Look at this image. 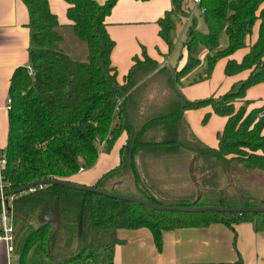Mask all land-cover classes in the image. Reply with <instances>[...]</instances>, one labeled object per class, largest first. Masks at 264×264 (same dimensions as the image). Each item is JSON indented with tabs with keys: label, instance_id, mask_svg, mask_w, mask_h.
Returning <instances> with one entry per match:
<instances>
[{
	"label": "trees",
	"instance_id": "16d2710c",
	"mask_svg": "<svg viewBox=\"0 0 264 264\" xmlns=\"http://www.w3.org/2000/svg\"><path fill=\"white\" fill-rule=\"evenodd\" d=\"M22 1L29 15V68L33 74L21 66L10 82L12 104L3 171L6 190L47 178L70 181L69 177L80 168L92 167L100 150L110 151L125 133L119 165L92 186L161 205L264 206V196L256 186L243 182L235 185L231 181L236 166L264 174V116H259L262 108L248 110L249 101L237 109L234 105L236 99L245 97L249 87L264 82V0H200L198 9L206 30L198 29L194 23L189 26L183 66L176 70L159 65L143 49L142 58L133 57L122 84L111 63L115 42L105 23L117 0L103 4L95 0H65L69 4L66 14L72 22L71 32L86 46V54L83 50L84 58L80 60L72 57L77 54L70 51V46L67 51L60 49L64 37L48 1ZM183 2L173 0L176 12H181ZM157 23L158 34L171 51L174 22L170 13ZM255 26L257 37L249 51L239 62L228 59L224 67L227 76L249 71L244 79L217 97L190 101L182 96L179 86L183 77L203 62L204 68L190 83L208 79L219 59L246 46ZM222 34L227 38L224 48L220 47ZM162 74L166 75V89L176 97L149 112L142 106L146 95H140V91ZM204 106H211L213 113L226 117L222 131L217 133L216 148L202 144L183 126L184 111ZM114 117L117 121L112 124ZM208 117L206 114L202 122L206 123ZM157 125L161 127L160 140L146 139L147 132ZM147 146H176L190 151L194 155L190 168L202 188L201 196L196 200L197 186L190 174L188 183L180 186V170L159 166L167 163V158H175L176 152L146 153ZM208 160L210 164L205 166ZM200 162L203 165L198 167ZM197 169L203 176L195 175ZM114 178L123 184L108 182ZM223 178L228 179L224 187ZM165 187L183 189L180 194L169 196L163 191ZM253 189L258 196L251 193ZM8 198L17 264H113L115 245L120 243L116 231L120 228H148L159 248L162 232L176 228H204L214 223L232 227L239 221H248L256 232H264V212L160 211L60 185H44L16 194L10 203ZM235 199L238 205L232 203ZM54 204L58 219H41L44 207L52 209Z\"/></svg>",
	"mask_w": 264,
	"mask_h": 264
},
{
	"label": "crops",
	"instance_id": "0c3cea01",
	"mask_svg": "<svg viewBox=\"0 0 264 264\" xmlns=\"http://www.w3.org/2000/svg\"><path fill=\"white\" fill-rule=\"evenodd\" d=\"M50 11L56 15L60 25L59 31L63 37L71 31V21L67 18L69 4L65 0H47ZM103 4L106 0H95ZM170 13L174 22L172 32L173 48L169 51L166 42L159 36L158 20ZM200 13L198 6L192 0H184L181 12H176L173 0H117L109 14L105 17L106 29L114 40L111 51L112 65L117 69V81L122 84L133 64V57L142 58V51L159 65H167L179 70L186 60L184 40L189 26L197 23L195 16ZM28 10L22 0H0V150L4 151L8 138L7 100L10 97L9 88L14 71L23 66L29 68L30 29L28 27ZM197 27V25H196ZM258 27L255 26L251 37L247 38L246 46L235 51L231 56L219 59L208 79L190 83L192 78L204 68L202 62L197 69L180 81L179 91L190 101L217 97L227 92L236 82L244 79L249 71L227 76L224 67L228 59L239 62L249 51V46L257 37ZM183 44L182 52L174 58V47ZM70 51L76 53L80 44L72 42ZM79 47H78V46ZM205 51L202 52L204 55ZM203 57V56H202ZM255 86V87H254ZM253 87L252 89H249ZM249 87L247 98L252 97L255 89L263 88L264 82ZM254 91V92H253ZM249 101L247 109L262 108L264 98L259 101L244 98L236 99L235 108ZM262 101V102H261ZM209 114L206 123L203 117ZM117 121L114 117L112 124ZM183 126L188 134L202 144L216 148L217 133L222 131L226 117L213 113L211 106L186 110L182 115ZM161 136L159 125L152 127L145 135L148 140L158 142ZM127 135L122 133L110 151H101L95 164L82 168L69 177L70 181L92 186L99 178L114 170L120 163V149L125 144ZM146 153L156 151L176 152L175 158H167L159 166L180 170V186L188 183L190 164L194 155L185 148L145 147ZM158 165V164H157ZM185 173V174H184ZM177 180V179H176ZM119 180L114 181L118 183ZM185 182V183H184ZM174 185V183H173ZM8 221H12L10 212ZM2 211L0 208V230ZM120 243L115 245L113 264H264V232H256L252 223L239 221L232 227L223 223H214L204 228H176L163 231L160 248L154 242L151 231L146 227L137 229L120 228L116 231ZM18 257L7 252V246L0 240V264H17Z\"/></svg>",
	"mask_w": 264,
	"mask_h": 264
},
{
	"label": "rangeland",
	"instance_id": "374dc122",
	"mask_svg": "<svg viewBox=\"0 0 264 264\" xmlns=\"http://www.w3.org/2000/svg\"><path fill=\"white\" fill-rule=\"evenodd\" d=\"M199 10V9H198ZM200 13H198V15L195 16V19L197 20V28L205 31L206 30V26L204 23V20L202 19V17H200L199 15ZM67 31L65 32L64 35V40L62 42L59 43V47L60 49H62L63 51H67V46H72V42H74V44H80L81 46H84L83 48H79L78 51H76V56L72 55L73 58L75 59H81L84 58V54H82L83 50L84 53L86 54V46L85 43L79 41L78 39H76V37L73 35V33L70 31L68 32V34H66ZM227 44V38L224 34L221 35L220 38V47L224 48ZM78 46V45H77ZM79 47V46H78ZM183 44L180 42L179 44L177 43L176 46L174 47V58H178L180 52H182V48ZM237 51V50H236ZM201 58V57H200ZM165 80H166V75L162 74V75H156L151 82H149L148 84H146L145 87H143L144 89L141 90V94L140 95H146L145 99L142 101V106L145 107V109L149 110V112H152L155 110L156 107H160V103L163 102V104L165 102H167L168 100L175 98L176 96H172V93H170L167 89H166V84H165ZM255 87V86H254ZM253 87L249 88L252 89ZM246 90L245 92V96L246 99L248 100H257L259 101L260 99L262 100V98H264V90L263 88H257L255 89L253 92L251 93L252 97L247 98V93L248 90ZM212 97V96H210ZM166 100V101H165ZM173 100V99H172ZM262 102V101H261ZM264 103V102H263ZM210 164V160L206 161L204 163L205 166ZM203 165V162H200V164L198 165V167H201ZM241 167H235L232 175H231V181L235 184V185H240L241 182L246 183V184H251L253 186H256L259 190H261L262 192H264V174H261L259 172H253V171H247V170H241ZM205 174H208V170H204ZM195 175H197V177H201L203 176L202 172L199 171V169L196 170ZM118 180L117 178L112 179L111 181H108L109 183L113 184L114 181ZM124 182V181H123ZM122 180L119 181L118 183H116V185H121ZM128 185V184H127ZM221 185L224 187L226 185H228V179L227 178H223V180L221 181ZM127 187V186H126ZM170 188V187H168ZM167 187H165L163 189L165 194H170L169 196H172L174 194H180L181 189L183 188H175V189H168ZM122 191L124 190V188L121 189ZM180 192V193H179ZM194 191H192L193 193ZM261 192V195L264 196V193ZM252 194L257 195V190L253 189L251 191ZM260 195V197H261ZM163 198V196H162ZM12 200V197L8 198V202L10 203ZM233 204L238 205L239 201L237 199L232 201ZM231 203V204H232ZM10 205V204H9ZM10 226H12L11 222H10Z\"/></svg>",
	"mask_w": 264,
	"mask_h": 264
},
{
	"label": "water",
	"instance_id": "95a60500",
	"mask_svg": "<svg viewBox=\"0 0 264 264\" xmlns=\"http://www.w3.org/2000/svg\"><path fill=\"white\" fill-rule=\"evenodd\" d=\"M190 176L197 186V197L196 200L201 196L202 188L198 184L197 180L193 176V169L190 168ZM44 185H60L69 189L79 190V191H86L91 192L94 194L103 195L109 198H114L118 200L128 201V202H135L140 205L146 206L151 209L160 210V211H180V212H203V211H214L219 213H246V212H257L261 213L264 212V206L257 207V206H197V205H191V206H174V205H161L157 204L151 201H148L146 199L132 196L128 194L118 193V192H112L104 189H100L94 186L84 185L80 183H75L67 180H61V179H53V178H47V179H40V180H34L31 181L25 185H22L18 188L5 190L2 193H0V199L3 198L4 203L7 207V197H12L16 194L25 193L27 191H33L36 187H42ZM9 210V208H7ZM10 212V211H9ZM40 218L46 221H52L58 219V208L57 205L54 204V207L51 209L49 206H45Z\"/></svg>",
	"mask_w": 264,
	"mask_h": 264
},
{
	"label": "built area",
	"instance_id": "2783aa9c",
	"mask_svg": "<svg viewBox=\"0 0 264 264\" xmlns=\"http://www.w3.org/2000/svg\"><path fill=\"white\" fill-rule=\"evenodd\" d=\"M200 0H192V3L194 6H198ZM28 74L32 75L33 70L31 68H28ZM12 104V99L9 97L7 100V109H10ZM259 116H264V106L262 107V110L259 114ZM5 164H6V156L5 152L0 150V193L5 191L7 183L4 181V175L3 171L5 169ZM82 168H80V171ZM1 202V211H2V224H1V230H0V240L4 241L6 246H7V252L9 254L13 253V240H12V235H11V226H10V221H8V209L6 207V204L4 203L3 198L0 199Z\"/></svg>",
	"mask_w": 264,
	"mask_h": 264
}]
</instances>
